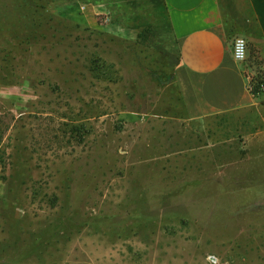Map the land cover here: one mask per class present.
<instances>
[{"label":"rangeland","instance_id":"1","mask_svg":"<svg viewBox=\"0 0 264 264\" xmlns=\"http://www.w3.org/2000/svg\"><path fill=\"white\" fill-rule=\"evenodd\" d=\"M153 2L0 0V264H264L263 111L190 120Z\"/></svg>","mask_w":264,"mask_h":264},{"label":"crops","instance_id":"2","mask_svg":"<svg viewBox=\"0 0 264 264\" xmlns=\"http://www.w3.org/2000/svg\"><path fill=\"white\" fill-rule=\"evenodd\" d=\"M246 1L252 24L247 37L256 47L253 55L248 48L247 64L255 73L258 68L252 61L256 57L261 63L259 69L264 72V0ZM162 4L178 48L179 59L174 69V79L188 118L201 121L231 111L262 110L263 126L245 124L240 132L246 135L248 149L255 151L254 157L260 161L254 170L263 174L264 93L256 97L248 89L246 64L233 56L236 37L226 25L221 1L162 0ZM249 156L252 157V153Z\"/></svg>","mask_w":264,"mask_h":264},{"label":"built area","instance_id":"3","mask_svg":"<svg viewBox=\"0 0 264 264\" xmlns=\"http://www.w3.org/2000/svg\"><path fill=\"white\" fill-rule=\"evenodd\" d=\"M233 56L237 61L245 63V75L248 78V89L253 92L252 78L255 73L248 67V43L243 37H236L233 42ZM213 262V261H212ZM218 263V259H217Z\"/></svg>","mask_w":264,"mask_h":264},{"label":"trees","instance_id":"4","mask_svg":"<svg viewBox=\"0 0 264 264\" xmlns=\"http://www.w3.org/2000/svg\"><path fill=\"white\" fill-rule=\"evenodd\" d=\"M153 1V0H152ZM155 1V5L159 8V9H163L164 6L161 2V0H154ZM130 5V4H129ZM248 5V3H247ZM132 7V5H130ZM250 8L248 7V11L250 12L249 10ZM164 11V10H163ZM134 14V13H133ZM248 17V14L246 13L245 15V18L244 20L248 21L247 17ZM167 17V16H166ZM226 22V21H225ZM250 58H252V56L250 55ZM248 60H249V57H248ZM253 62V65L256 66V68L258 69H255V76L252 78V84H253V94L258 97L260 96L261 94L264 93V72H263V69H259V67H261V63L260 61L255 57L254 60L252 61Z\"/></svg>","mask_w":264,"mask_h":264},{"label":"bare ground","instance_id":"5","mask_svg":"<svg viewBox=\"0 0 264 264\" xmlns=\"http://www.w3.org/2000/svg\"><path fill=\"white\" fill-rule=\"evenodd\" d=\"M211 261H213V263H217V258L216 257H214V256H211Z\"/></svg>","mask_w":264,"mask_h":264}]
</instances>
